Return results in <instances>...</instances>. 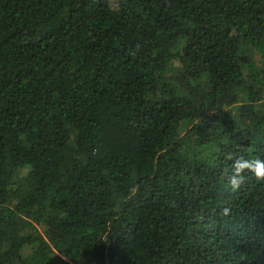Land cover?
Masks as SVG:
<instances>
[{"label": "trees", "instance_id": "trees-1", "mask_svg": "<svg viewBox=\"0 0 264 264\" xmlns=\"http://www.w3.org/2000/svg\"><path fill=\"white\" fill-rule=\"evenodd\" d=\"M236 159L264 160V0H0V264H264Z\"/></svg>", "mask_w": 264, "mask_h": 264}, {"label": "clouds", "instance_id": "clouds-1", "mask_svg": "<svg viewBox=\"0 0 264 264\" xmlns=\"http://www.w3.org/2000/svg\"><path fill=\"white\" fill-rule=\"evenodd\" d=\"M231 159V157H229ZM232 175L229 177V183L233 189L240 187L243 176L242 173L245 169L251 171L257 180L264 181V160L255 159L251 162L243 161L242 159H236L233 165L231 166ZM228 209H224L225 215H227Z\"/></svg>", "mask_w": 264, "mask_h": 264}]
</instances>
